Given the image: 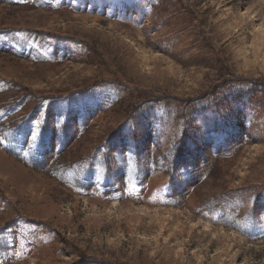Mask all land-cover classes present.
Listing matches in <instances>:
<instances>
[{
  "label": "rangeland",
  "instance_id": "rangeland-1",
  "mask_svg": "<svg viewBox=\"0 0 264 264\" xmlns=\"http://www.w3.org/2000/svg\"><path fill=\"white\" fill-rule=\"evenodd\" d=\"M0 264H264V0H0Z\"/></svg>",
  "mask_w": 264,
  "mask_h": 264
}]
</instances>
